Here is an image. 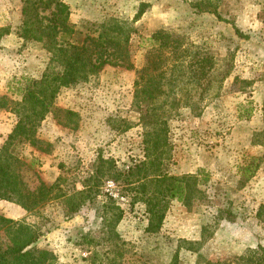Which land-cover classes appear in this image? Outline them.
Instances as JSON below:
<instances>
[{"label": "rangeland", "instance_id": "obj_1", "mask_svg": "<svg viewBox=\"0 0 264 264\" xmlns=\"http://www.w3.org/2000/svg\"><path fill=\"white\" fill-rule=\"evenodd\" d=\"M60 1L69 6L71 23L78 27L108 17L132 22L145 10L134 23L131 40L135 69L106 66L60 92L56 107L74 115L54 112L42 123L38 136L48 144L47 151L26 148L27 160L35 156L40 161L32 171L25 170L26 182L37 183L36 173L48 185L60 179L61 188L71 193L82 189V178L96 168L100 156L124 171L144 160V128L134 106L136 71L145 64L149 38L166 31L202 46L216 60L202 114L198 116L193 107L182 108L169 121V171L181 176L205 170L210 202L191 211L172 202L161 231L147 234L144 205L133 204V193L105 179L99 202L111 198L124 210L117 231L130 251L123 264H170L177 251L180 264H204L264 247V161L244 186L239 171L246 158L264 156V0H223L221 19L183 0ZM23 2L0 0V29L9 30L0 38V98L10 100H20L28 80L41 78L50 57L41 44L23 45L18 37ZM222 77L226 78L218 82ZM15 123V115L0 108V150ZM0 214L40 230L36 245L53 252L55 264H92L94 252L101 256L97 264H108L105 248L80 245L83 234L102 236L95 207L67 220L59 202L29 213L0 200ZM179 240L198 243L194 249Z\"/></svg>", "mask_w": 264, "mask_h": 264}, {"label": "trees", "instance_id": "obj_2", "mask_svg": "<svg viewBox=\"0 0 264 264\" xmlns=\"http://www.w3.org/2000/svg\"><path fill=\"white\" fill-rule=\"evenodd\" d=\"M183 1L199 12H211L221 19L219 5L223 0ZM144 13L145 10H140L132 22L108 17L101 22L87 21L78 27L71 23L70 8L62 1L24 0L18 37L23 45L41 44L50 56L49 62L40 79L26 82L20 100L0 98V108L10 110L16 117L0 150V200L16 203L29 213L59 202L67 220L86 208L95 207L102 223V236L96 239L89 233L83 234L80 245L105 248L108 264H123L130 250L117 231L124 210L111 198L99 202L105 179H112L133 193V204L144 205L147 234L161 231L172 202L181 203L189 211L195 205L210 202L206 189L209 175L205 170L181 176L169 171L172 159L169 121L182 108L193 107L198 116L202 114L201 104L214 83L211 78L216 71L214 55L166 31L156 32L149 38L145 64L136 71L134 94V106L144 128V160L128 170H119L113 160L100 156L96 168L82 178L81 190L65 192L60 179L48 185L36 173L33 174L37 183L30 186L25 180V170L32 171L40 161L35 156L27 160L25 150L29 147L47 151L48 144L39 138L38 132L49 114L74 115L56 107L63 89L87 81L106 66L135 69L131 62V40L136 33L134 23ZM8 34L9 30L0 29V38ZM225 78L218 82L222 83ZM263 161L264 156L245 159L239 167L241 186L256 176ZM41 234L32 226L0 214V264H55L56 255L36 245ZM179 243L194 248L198 242L179 240ZM100 259V253L94 252L92 264ZM170 264H180L179 251ZM204 264H264V247L248 248L240 255L208 260Z\"/></svg>", "mask_w": 264, "mask_h": 264}]
</instances>
